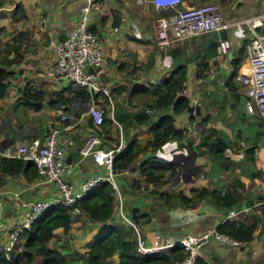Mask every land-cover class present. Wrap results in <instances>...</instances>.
I'll use <instances>...</instances> for the list:
<instances>
[{"label": "crops", "instance_id": "obj_1", "mask_svg": "<svg viewBox=\"0 0 264 264\" xmlns=\"http://www.w3.org/2000/svg\"><path fill=\"white\" fill-rule=\"evenodd\" d=\"M82 1L0 0V57L20 54V60L8 67L13 73L6 95L0 100V238L3 241L7 228L25 217L31 202L59 197L56 185L51 182L38 177L27 180L22 173L12 176L1 172V159L12 157L16 144L35 137L43 139L51 126L60 124L56 108L48 105L57 92L62 91L67 99L63 102L65 110L77 121L76 146L86 134L93 132L101 137L105 147H123L135 136L144 145L150 138L148 125H137L134 119L138 113L157 117L165 111L148 109L145 103L155 97L160 80L170 70L186 65L187 73L179 93L197 108L199 96L195 84L203 63L208 65L202 71L205 76L214 69L213 73L218 65H227L226 69L233 70L231 60L244 44L243 61L246 56L248 38L235 41L231 38L232 57L227 54L213 59L216 50L212 48L217 42H211L209 34H201L173 42L167 51L172 65L165 68L162 62L165 52L155 44L154 22L161 14L156 8L143 0H96L90 24L103 43L105 68L101 84L108 88V95L87 91V94H76L66 88L68 84L61 78L50 75L56 60L52 42L66 38L76 25ZM232 1L234 8L232 12L227 11L225 20L254 15L264 8V0ZM197 3V0H184L183 6ZM233 76L235 73L226 80L223 99L202 106L201 114L197 109L195 113L193 109H186L174 115L176 126L185 129L183 138L168 140L157 151L140 156L154 154L176 165L174 173H165L164 183H146L139 171L131 167L115 172L118 190L114 194L117 203L114 222L126 239L137 241L142 237L148 245L167 252L173 246H165L168 242H193L208 229L216 230L226 219L249 223L256 214L262 220L251 241L235 248L209 238L199 247V264H264V118L246 112L241 84L236 87V94L228 89L227 81ZM26 83L44 92L43 108L38 110L23 103L21 95ZM91 100L105 108L110 123L104 120L101 126L92 124L85 114ZM206 115L210 118L207 125L201 123ZM210 126L219 130L227 143L225 161L210 158L201 145L203 131ZM259 131L262 134L257 147L247 153ZM100 171L93 159L86 157L73 176L80 182L83 177ZM135 180L140 187L134 184ZM204 187L221 191L234 189L239 201L227 208L208 196L199 199L198 192ZM177 192L193 197L196 203L183 205L171 198L169 204L162 195ZM231 209L236 211L235 215L229 214ZM134 210H138L137 216L142 213L149 216L134 221ZM109 225L91 222L81 215L73 220L67 232L57 229L49 246L60 248L71 264H86V244ZM117 256L118 251L107 264H117Z\"/></svg>", "mask_w": 264, "mask_h": 264}, {"label": "built area", "instance_id": "obj_2", "mask_svg": "<svg viewBox=\"0 0 264 264\" xmlns=\"http://www.w3.org/2000/svg\"><path fill=\"white\" fill-rule=\"evenodd\" d=\"M96 0H83L80 6L79 18L76 25L69 31L66 38L52 42L56 53L54 69L51 77L61 78L67 84L86 90L89 93L103 92L108 95V88L101 84L104 74L105 60L103 43L90 24L92 8ZM158 11L171 10L169 15L160 14L155 20L157 48L165 52L163 66L171 67V56L168 48L175 41L186 40L195 35L209 34L212 30H227V37L219 39L216 45L217 56L227 55L232 48L230 30H234L236 39L248 38L246 56L235 74L244 89L245 110L249 114H257L264 118V8L258 13L234 20H225L222 15V5L219 0H210L202 4L183 6L184 0H144ZM118 30L117 27L114 28ZM105 108L91 100L85 114L94 126H101L105 120ZM192 112H196L193 108ZM55 114L60 122L48 129L43 139L32 138L16 144L12 157L33 162L37 177L56 185L59 197L52 200H35L29 204L25 217L11 224L6 231V239L0 238V253L10 258L12 251L20 241V234L29 229L33 221L46 209L54 204H62L71 209L73 218L81 216L77 201L85 196L101 181H109L115 190L118 186L114 180L115 155L122 146L105 147L101 137L96 133H88L80 145L76 146L75 125L71 115L62 107H56ZM86 157H91L95 164L106 170L83 177L76 187L72 182L63 179V175H71L76 167ZM2 202L0 201V209ZM230 215L236 211L231 209ZM1 217V213H0ZM214 235L221 242L229 243L232 247L241 246L242 242L227 233L208 229L201 238L193 242L177 243L189 250L182 260L171 264H197L202 242ZM175 243L168 242L165 246ZM160 248L148 245L144 238L137 240L138 254H151Z\"/></svg>", "mask_w": 264, "mask_h": 264}, {"label": "trees", "instance_id": "obj_3", "mask_svg": "<svg viewBox=\"0 0 264 264\" xmlns=\"http://www.w3.org/2000/svg\"><path fill=\"white\" fill-rule=\"evenodd\" d=\"M207 1L210 0H197V4H202ZM229 1L219 0L221 4ZM161 13L169 15L172 11L165 10ZM215 48L216 44H213L212 51H215ZM244 49L245 44L231 60L235 74L242 64ZM19 60V52H16V55L12 58L8 56L0 57V100L6 95L9 78L13 73L8 67ZM203 66L204 68L207 67V62L203 63ZM202 71L198 73L199 77L202 76ZM186 73V65L183 64L170 70L160 80L158 84L159 89L156 91L155 97L151 101L146 102L145 107L151 110L165 111L157 117L149 116L145 113H138L136 115L134 120L137 125H148L150 138L144 145L138 143L137 136L128 141L115 155V171H120L127 167L134 168L139 171L143 181L146 183H164L166 181L164 180L165 173L167 171H171V173L175 172L176 165L170 160L157 157L154 154L146 158H140V156L148 151H157L168 140L181 139L185 136V129L176 126L174 115L185 111L189 105V98L179 93L180 85L183 83ZM232 80L233 78L230 77L227 81V87L234 93L237 88L233 85ZM66 88L76 94H87L86 90L76 87L73 84H68ZM61 93L62 91L57 92L56 98L48 105L54 108L62 107L65 109L63 102H66L67 99ZM43 97L44 92L35 88L32 84L26 83L23 86L21 98L24 104L31 105L39 110L45 105L42 102ZM167 110H170V112ZM209 120V115L203 116L201 123L207 125ZM110 121L111 119L107 117L105 112V123H110ZM203 133L204 136L201 145L210 158L216 159L218 157L222 161H225L223 154L227 143L220 136L219 130L210 126L205 128ZM261 134V131L257 133L252 146L246 149L247 153L252 152L257 147ZM1 165V172L7 175L14 176L22 173L27 180H32L37 177V170L33 162L24 161L15 157H3L1 159ZM1 183L2 180L0 179ZM134 184L138 187L141 186L138 180H135ZM234 191V189L223 191L217 189L210 190L204 187L198 192L197 197L203 199L208 196L215 202L231 208L239 201L237 192ZM115 192V188H113L109 181H101L76 203L81 209V215H85L91 222L110 223L105 230L96 234L86 244V264H107L117 251V264H171L182 260L189 254V250L186 247L179 245L172 246L167 252L157 251L151 254H138L136 252L137 241L135 239H126L123 231L114 222L117 204L114 197ZM162 195L169 204H171V198H176L183 205L196 203L193 197L186 196L182 192ZM137 213L138 210H134V221H138L139 217L145 218L149 216L148 213H142L137 216ZM260 221L261 218L256 214L249 223L226 219L216 230L227 233L242 243H247L254 238ZM72 222L73 215L69 207L60 203L52 205L33 221L29 229L20 234V241L15 246L14 251H12L10 258H6L0 253V264H71L67 254L62 252L60 248L50 247L49 243L55 237L57 229H62L64 232H67ZM199 261L198 258L197 264H199Z\"/></svg>", "mask_w": 264, "mask_h": 264}, {"label": "water", "instance_id": "obj_4", "mask_svg": "<svg viewBox=\"0 0 264 264\" xmlns=\"http://www.w3.org/2000/svg\"><path fill=\"white\" fill-rule=\"evenodd\" d=\"M227 37V30H212L209 33V39L211 42H217L219 39H224ZM233 52L228 53L229 58L232 57ZM228 63V60H227ZM227 65H218L215 67V71L212 73L210 70L205 76L200 77L195 84L196 91L198 93V105L197 113L201 114V107L205 104H209L212 100H222L224 93L226 91L225 84L228 76H231L234 71L226 69ZM183 87V83L180 86ZM188 110L193 109V106L190 104L187 107ZM263 205V204H262Z\"/></svg>", "mask_w": 264, "mask_h": 264}, {"label": "rangeland", "instance_id": "obj_5", "mask_svg": "<svg viewBox=\"0 0 264 264\" xmlns=\"http://www.w3.org/2000/svg\"><path fill=\"white\" fill-rule=\"evenodd\" d=\"M143 1H144V0H143ZM95 2H96V1H95ZM232 2H233V1L230 0L229 2H227V3H225V4H221V5H222L221 11H222L223 18L226 17L225 15H226L227 11L232 12V10H233V8H234ZM94 4H95V3H94ZM93 7H94V6H93ZM92 11H93V10H92ZM234 15H236V14L234 13ZM229 35H230V38L233 39V41L236 40L237 37H236V35H235V33H234V30H230ZM232 78H233V80H232L233 85H234L235 87L239 86L240 83H239L238 81L234 80V77H232ZM64 81H65V80H64ZM69 84H72V83H69ZM234 94H236V93H234ZM116 130H117V129H116ZM116 130H115V134H116V136H117V131H116ZM101 170L104 171V172H106V170H104V169H101ZM95 173H96V172H95ZM90 175H92V174H90ZM63 179H64L65 181L69 182V183L72 182L76 187H78V183H79V182H78L77 179H75V177L73 176V174H71V175H63ZM261 220H262V219H261ZM259 224H261V221H260ZM210 239H214V240L219 241L218 239H216V238L214 237V235L210 236ZM222 243L231 246L229 243H226V242H222Z\"/></svg>", "mask_w": 264, "mask_h": 264}, {"label": "clouds", "instance_id": "obj_6", "mask_svg": "<svg viewBox=\"0 0 264 264\" xmlns=\"http://www.w3.org/2000/svg\"><path fill=\"white\" fill-rule=\"evenodd\" d=\"M160 12V11H159ZM162 12V11H161ZM160 12V13H161ZM162 14V13H161ZM217 45V44H216ZM247 46V45H246ZM216 49V48H215ZM172 65V64H171ZM234 80H235V78H234ZM73 220H74V218H73ZM175 245H178V244H175ZM174 246V245H173ZM179 246H182V247H184L183 245H179Z\"/></svg>", "mask_w": 264, "mask_h": 264}]
</instances>
